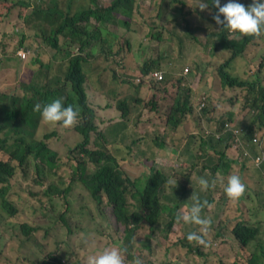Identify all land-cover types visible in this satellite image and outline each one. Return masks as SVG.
Instances as JSON below:
<instances>
[{"label": "trees", "instance_id": "1", "mask_svg": "<svg viewBox=\"0 0 264 264\" xmlns=\"http://www.w3.org/2000/svg\"><path fill=\"white\" fill-rule=\"evenodd\" d=\"M2 1L5 5L8 0ZM11 1L13 4L31 9L26 12L28 14L23 15L26 27L32 28L34 38L40 39L54 52L48 60H43L40 56L43 54L42 50L35 48L24 68L20 70L19 66L16 67L14 83L11 86L0 88V214L2 211H7L14 216L17 213L15 203L32 201L35 204L28 193L21 189V179L25 180V178L31 177L34 183L42 186V194L47 197L43 205H35L39 215L53 218L49 206L52 207L54 201L59 199L62 202L60 219L65 221L71 205L72 186L74 182L78 181L89 192L100 211H103V203L106 201L111 206V213L115 221L124 226L122 242L111 239L110 243L111 247L115 246L123 251L124 264H134L136 258H139L142 264H154L148 252L151 251L149 240L156 233L150 235V232L154 233L163 227L161 234L164 239L169 240L173 235L180 237V243L186 248L184 256L192 264H196L197 260H200V264L215 262L216 247H214V252L205 250L209 241L207 239L210 234L209 228L206 234H202L207 243L200 245L196 241H189L186 238L189 232L201 234L200 225L189 223L190 226L187 230L184 228L180 230L181 226H178L177 223L173 224L179 216V208L185 202H182L181 198L171 199L169 195L163 193V187L169 180L167 174L155 165L151 167L149 175L143 181L131 179L122 168L123 158L113 154L107 145H100L94 141L95 147H90L92 134L97 131L98 127L95 124L96 112L88 101V78L85 70L90 65L89 58L90 56L96 57L98 48L107 45L110 49L111 40L115 34L110 32L107 25L128 26L129 19L134 15L135 5L138 9L140 6L135 0H108L103 3H99L97 0H47V4L43 0H34L36 3L32 7H30L29 0ZM167 1L152 0L153 6L149 8V11L155 12L154 15L158 16L161 21L168 20L172 26L188 27L191 19L188 20L186 13L183 12V6L186 3L183 0H180L179 4H170ZM224 2L226 0H221V3ZM239 2L247 6L252 0H239ZM166 9L168 10L167 16ZM206 9L212 11L209 18L213 20L216 8L209 4ZM196 11L201 15L204 14L202 10ZM189 13H191L190 10ZM206 29L207 27L203 28L204 32ZM13 30L14 27L11 26V31L13 32ZM212 33L216 36L212 42V52L216 53L219 50L230 52L229 58L218 68L221 84L230 88H243L248 92L245 105H248L254 112L250 114L249 120L239 121L237 126L241 130L244 129L246 135H250L255 123L259 127L264 126V80L259 78L257 72L255 78L251 79L232 75L229 72V66L234 57L245 47L249 44H257L254 39L264 38V32L259 36H239L238 33L231 32L226 26L219 25ZM18 35H20V46L25 39V27L19 30ZM73 47L77 49L78 53ZM119 49L130 53L127 39ZM3 54L0 46V59L3 58ZM15 57L19 58L17 55ZM28 57L19 59L26 60ZM158 66L156 59L146 60L142 64L140 72L156 70ZM163 87L165 88L164 85ZM172 98L173 102L167 122L176 126L185 121L187 115H193L195 108L190 97V90L182 86L181 80H178L177 90L172 94ZM55 99H62L64 105H72L78 110L74 129L79 134L80 141L69 149L67 155L50 147V141L58 135L59 126L62 123L45 122L41 113L34 110L35 104L39 103L43 106ZM118 106L121 108L120 115L124 119L121 127H125L127 123L125 116L128 115L129 106L124 100L119 102ZM203 118L206 119L208 127L213 131L219 130L225 120H233L231 113L227 116H216L214 108L210 105L205 106L200 116H197V119ZM48 124H52V126L48 127ZM116 133L117 128L107 131L106 137L104 134L102 136L110 138L115 135L114 140H117ZM120 141L129 150L136 143L135 139L126 143L124 135L120 137ZM220 143H224L222 150H218ZM202 145L207 146L205 147L207 151L200 154V163H202L200 167L213 172L216 168L213 158L224 156L225 141L210 136L208 140L202 138ZM255 153L260 154L261 151L257 150ZM249 164V160H247L245 167L249 168ZM224 165L225 162L222 167ZM30 173L33 176H29ZM262 175L264 176L263 173ZM66 177H69V180ZM240 177L242 179L241 174ZM243 183L246 185L245 192L252 189L255 194H264L261 189L256 191V183L251 185L247 181ZM244 197L243 194L236 201L239 202ZM162 199L168 201V204L159 203ZM258 199L264 207L262 198L258 197ZM209 202L210 200L201 202L202 209H205L204 204ZM237 202L224 203V210H236ZM181 209V214L188 210ZM258 210H261L259 205ZM2 224L5 227L3 231L11 230L12 234L23 236L27 240H35L36 237L32 235V231L43 228L41 221L32 225L25 216L18 217L14 222L1 221L0 219V225ZM225 225L230 228L241 251L247 253L246 256L249 258L250 253L248 252L252 251L251 244L255 243L258 237L257 227L245 220L241 212L231 214ZM217 227L215 233L222 238L221 226ZM15 229L18 231L15 232ZM141 230H144L145 234L137 235ZM216 234H214V238ZM215 241L217 242L216 239ZM187 242L190 244H185ZM226 244L231 264H245L234 255V249L229 240ZM189 249L193 252H190ZM230 249L233 251L230 252ZM7 250V244L3 249H0V262L2 255H5L6 261L11 259ZM17 251L18 256L23 254L21 250ZM169 253L163 255L162 264H168V259L173 258L171 255L168 258ZM24 264L68 263L62 261L60 252L49 250L42 260L30 258ZM216 264L226 263L223 260L222 263ZM247 264H264L262 255L257 254L252 257L251 254Z\"/></svg>", "mask_w": 264, "mask_h": 264}, {"label": "rangeland", "instance_id": "2", "mask_svg": "<svg viewBox=\"0 0 264 264\" xmlns=\"http://www.w3.org/2000/svg\"><path fill=\"white\" fill-rule=\"evenodd\" d=\"M29 1L32 5L36 3L34 0ZM135 1L140 7L138 10H134L135 15L129 19V25H119L113 28L119 37L115 40L114 50L124 45V41L127 39L129 52L133 57H125L124 50L119 54L109 55L108 58L102 56L101 62L92 70L88 78L87 93L88 101L96 112L98 126L97 131L92 134L90 147H95L94 141L100 145H107L113 154L123 158V166L132 176L142 179L152 167V159L154 160L159 143L165 142L166 130L171 129L167 123V117L173 102L172 94L177 90L178 80L184 83L182 86L190 90L193 105L201 97H205L206 104L214 108L216 116L221 117L231 112L233 120L246 122L250 118L251 109L245 105L248 95L245 89H231L219 85L218 68L221 63L229 58L230 52L226 50L212 52V42L216 39L212 31L219 25L209 18L212 12L210 9L202 10L204 14L201 15L196 11L201 10L197 7L198 0H184L186 9L191 12L188 14L191 23L188 27H183V25L172 26L168 20L161 21L158 16L154 15L155 12L149 11V8L153 6L152 1ZM3 2L0 0V46L5 56L0 59V88L11 86L14 83L16 67L19 66L22 70L30 60L35 48L42 50L43 54L40 53V56L43 60H48L54 52L40 39L34 38L32 28L26 27L24 16L31 9L13 4L11 0L5 2V5ZM43 2L47 4V0H43ZM16 23L20 30L25 27V39L20 46L31 50V55L29 54L26 60H21L13 55L16 48L20 47L19 32L11 31V26L14 27ZM204 27H207L205 32ZM150 28H152V34ZM239 36L242 35L239 34ZM254 42L257 44H249L233 59L231 72L241 77L253 78L260 66L257 75L264 80V38H256ZM150 59L158 61L157 69L164 72L163 79L150 85L136 84L133 79L140 73L143 62ZM113 71L122 75L123 78H113ZM138 85L140 87L136 88ZM124 98L130 102L131 117L126 126L121 127L124 119L120 115L121 108L117 106V101ZM197 116H200V112L194 110L193 115H187L183 125L175 128L179 130V135L188 134L192 137L187 154L197 157L200 164V154L207 151L202 145L200 131L207 121L205 118L201 121L197 119ZM190 120L193 125L188 123ZM74 125L65 127L61 124L58 135L50 141V147L63 155H67L69 149L80 141V136L75 131ZM47 126L51 127L52 124ZM116 128L117 140H114L115 135L110 138L102 136L107 131ZM207 132L206 130L204 134ZM122 135L125 136L126 143H130L131 139L136 140L131 150L125 148L124 144L121 143L120 137ZM197 168L198 173L190 179L184 176L186 173L176 174L174 178H179L181 185H177L172 190L171 186L176 184L171 185L169 183L165 185V192L168 194L172 192L178 196L181 188H191L192 196L184 192L181 199L192 202L193 197H196L200 202H205L208 199L214 200L204 204L205 209H202L200 213L203 218L210 221L208 228L212 232L216 231L215 227L221 226L222 238L218 234L214 238L213 233H210L207 238L209 241L205 248L206 252H214V247H216V260L215 262L212 261V264L222 263L223 260L226 264H231L227 240L234 249V251L232 249L229 251H233L241 262L247 264L249 261L246 256L247 253L241 251V247L234 240L230 228L225 225V220L230 218L231 214L241 212L245 216L246 212L239 207L236 213L234 211L227 213L224 210V205L238 200L229 199L224 190L218 189L219 184H215L207 177L205 178L210 182L209 188L206 191H197L200 165ZM140 175L142 177H139ZM29 176H33L32 173ZM66 179L69 180V177ZM21 189L28 193L35 204L32 201L15 203L17 213L13 216L7 211H2L0 214L1 221L14 222L18 217L25 216L32 225L41 221L43 228L32 231V235L36 237L35 240H27L23 236L12 234L11 230L3 231L5 227L3 224L0 225V249H3L4 245L7 244V254L11 257L9 261H6L5 255H2L0 264H24L30 258L42 260L49 250L60 252L62 261L68 264H84L89 254L110 246L111 239L121 242L124 227L115 221L111 213V206L105 201L103 211H100L89 192L80 182L73 183L70 194L71 205L65 221L60 219L62 202L59 199L54 201L52 207L49 206L53 218L39 215L35 205H43L47 197L42 194V186L34 183L31 177L25 178V180L21 179ZM244 195L245 197L236 205L252 203L253 208L258 210L255 197H261L264 201V194H255L252 189L245 192ZM181 201L185 202L181 208L188 209L190 207L191 204L187 201ZM159 203L166 204L163 200H160ZM181 208L178 210V219H180ZM223 216H225V220L222 219ZM181 223L180 230L182 228L187 230L190 226V224L182 221ZM174 228L176 229L175 226ZM17 231L15 229V232ZM161 232L157 231L155 236L149 240L151 251L148 252V255H150L152 263H161L163 255L170 252L168 258L170 255L173 258L168 259V264H192L184 256L186 248L180 243V237L173 235L169 240L164 239ZM139 234H145V231L141 230L137 235ZM185 244L189 245L190 243ZM18 249L23 253L20 256H18ZM189 250L193 252V250ZM259 253L260 249L254 250L252 257ZM196 264H200V260H197Z\"/></svg>", "mask_w": 264, "mask_h": 264}, {"label": "clouds", "instance_id": "3", "mask_svg": "<svg viewBox=\"0 0 264 264\" xmlns=\"http://www.w3.org/2000/svg\"><path fill=\"white\" fill-rule=\"evenodd\" d=\"M97 1L99 3H103V2H107L108 0H97ZM149 1H152V0H149ZM145 2H147V0H145ZM167 2L170 4L171 3L179 4L180 0H168ZM209 4H211L214 8H216V12L215 14H213L212 18L217 25H220L222 27L226 26L231 32L238 33L241 35L259 36L262 32H264V0H252V2L247 6L240 3L239 0H226V2L224 3H221V0H198L197 7L203 10V9L208 8ZM30 6H33L31 2H30ZM135 9L138 10L137 5H135L134 10ZM183 12L186 13V17L189 20L190 19L188 17L189 10L186 9V4L183 6ZM167 13H168V10L166 9V14ZM134 15H135V11H134ZM115 26H118V24H108L107 25L110 32L115 34V37L111 40L110 49L108 48L107 45H105L102 48H98L96 57L90 56L89 58L90 65L85 70L87 78L90 77L92 70L98 65L99 62H101L102 56H105L106 58H108L109 55L119 54L121 52L119 48L114 50L115 40L119 38L113 29ZM19 30H20V27L16 23L13 31L14 33H17L19 32ZM20 49L28 51L26 57L24 58H27L29 54L31 53L30 49L20 46L18 49L16 48L14 52V56L17 55L19 58L24 59L17 54V52ZM73 49L76 51V53H78L75 47H73ZM124 55L125 57H128V58L133 57L131 53L124 52ZM4 56L5 54H3L2 57ZM231 68H232V65L230 63L229 72L232 75L239 76L237 74L232 73ZM259 71H260V66L256 70L257 74ZM153 72H159L161 74V78L158 79L152 76ZM256 72L253 78H255ZM112 77L119 78V79L123 78L122 75L118 74L115 71H113ZM163 77H164V73L161 70L156 69V70H149L146 73L140 72L133 79V81H135L136 84H139V85L140 84L150 85L153 82H160L163 79ZM240 78H246V77L240 76ZM126 80H123V81H126ZM182 84L184 83L182 82ZM139 85L136 88L140 87ZM219 85L221 87H225L221 84L220 79H219ZM235 88H239V87H235ZM231 89H234V88H231ZM100 96L102 97L103 95L101 94ZM123 100L128 104V106L130 105V102L124 98V99L117 101V106L119 102ZM205 106H207L205 97H201L195 103L194 108L196 112H200L201 114V111ZM34 110L39 111L41 113V116L45 122H50V123L61 122L65 127L73 126L76 123L77 117H78V110L75 109L72 105H64L62 102V99H55L47 104H44L43 106L37 103L34 105ZM253 112L254 110H251L250 114H252ZM230 113L225 114V116L229 115ZM130 117H131V114H130V106H129L128 115L125 116L127 123L130 120ZM201 121H203V119H201ZM237 123L238 122L235 120H232V121L231 119L225 120V122L222 123L221 128L217 131L211 130L208 127L207 123L203 124L201 131H200V137L202 136V138H204L205 140H208L210 136L218 140L223 139L225 141V154L234 165L241 166L247 163V160H249V163L253 167L259 169L264 174V149H263L264 126L259 127L255 123L252 133L250 135H246L245 130L244 129L241 130L237 126ZM95 124L97 126L96 117H95ZM206 130L208 132L207 134H204ZM254 138H256V140H254ZM244 150L247 151V154H244ZM257 150L261 151V153L260 154L255 153ZM257 155L261 157V160L259 163L256 162ZM122 168L127 172L128 176L131 179H140L138 177L132 176L124 168V166H122ZM148 175H149V172L145 173L144 177L140 180L143 181ZM168 183L173 184V181L168 180V182L165 183V185H167ZM175 184H176V178H175ZM198 184L200 186L201 191H206L210 186L209 180L206 179L205 177H199ZM245 188H246V185L242 182V179L238 174H232L228 176L226 183L224 184V192L226 196L232 200H238L244 194ZM163 193L166 195H169L172 199V198H181V195H183L184 192L183 191L179 192L178 196H175L172 192L171 194H168L165 192V186H164ZM162 200L168 203V201L164 199ZM181 200L187 201L186 199H183V198ZM202 206H203L202 203L196 197H193L192 204L190 205L187 211L183 212L180 215V219L186 224L195 223L201 226L200 227L201 234H197L196 232H189L186 238L189 241H196L200 245H205L207 241L204 239V235L202 234L207 233L208 225L210 221L201 216L200 213H201ZM177 220L178 218L173 224H175ZM163 229L164 227L157 231H162ZM215 230H216V227H215ZM209 231L210 233H213L214 235L215 232H212L210 228H209ZM156 232L154 233L150 232V235L155 234ZM123 236H124V231H123ZM121 242H122V239H121ZM84 264H124L123 251L120 248L115 247V246L104 247L103 249L94 251L92 254H89L86 257ZM134 264H142V261L139 258H136L134 261Z\"/></svg>", "mask_w": 264, "mask_h": 264}, {"label": "crops", "instance_id": "4", "mask_svg": "<svg viewBox=\"0 0 264 264\" xmlns=\"http://www.w3.org/2000/svg\"><path fill=\"white\" fill-rule=\"evenodd\" d=\"M184 122L185 121L180 122L176 126H172L169 123L171 129H167L165 132L164 135L165 142L163 144L159 143L155 151L156 154L154 155V160L152 159V163H153L152 166L156 165L160 170H163L164 173L169 176V181L170 180L173 181V184L171 185L175 184L174 177L176 176V174L186 173V175L184 176L190 179L193 177L194 174L198 173V168H197L198 165L202 166V163L200 164L196 163L198 161L197 157H194L189 153L187 154V151L191 146L192 139H190V136L188 134L179 135L178 134L179 130L175 128L179 125H183ZM188 123H191L193 125L191 120ZM223 145L224 143H220L218 150H222ZM204 146L207 147L206 145ZM213 159H214V163H216L215 170L213 172H210L209 169L203 170L200 167V177H207L210 180H212L215 184H219L218 189L221 188L223 190V185L226 183L228 176L232 174H238L240 176L241 174L242 182L247 181L249 185L256 183L257 186L256 191H259L260 189L264 191V176L262 175L259 169L253 167L251 164H249V168H247L245 167L246 163L241 166L234 165L226 156V154H224L222 158L216 156ZM224 162L225 165L224 167H222ZM177 185L179 186L181 185L179 182V178H176V185L174 187L171 186V189L174 190ZM196 190L200 191L199 185L196 186ZM181 191L186 192L190 195L193 194L191 188H181ZM256 200L261 210L254 209L252 203H248V204L240 203L236 205L237 207L236 210H228L227 213H229L230 211H234L236 213L239 207L246 212L245 216L242 213L243 218L249 221L254 227H257L258 229L257 240L255 241V243L251 244L252 251L248 253H250L251 256V254L254 253V250L260 249V253L258 255H262L264 262V207L261 205L258 197H256ZM211 201L214 200H210V202ZM187 202L189 204H192V201H187ZM222 219L225 220V216H223ZM181 221H182L181 219L177 220L176 223L178 224V226H181L182 224ZM217 228L218 227H216V229ZM154 264H157V262H154ZM159 264H162V262Z\"/></svg>", "mask_w": 264, "mask_h": 264}, {"label": "built area", "instance_id": "5", "mask_svg": "<svg viewBox=\"0 0 264 264\" xmlns=\"http://www.w3.org/2000/svg\"><path fill=\"white\" fill-rule=\"evenodd\" d=\"M27 53H28V51L23 50V49H20V50L17 52V54H18L19 56H21L22 58L26 57ZM152 76H154L155 78H158V79L161 78V74H160L159 72H153V73H152ZM254 140H256V138H254ZM244 154H247V151H246V150H244ZM260 160H261V157H260L259 155H257V156H256V162L259 163Z\"/></svg>", "mask_w": 264, "mask_h": 264}]
</instances>
